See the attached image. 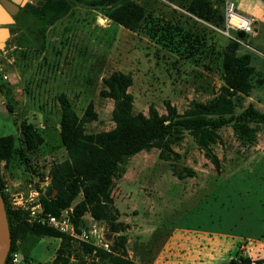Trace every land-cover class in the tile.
<instances>
[{"label":"rangeland","instance_id":"obj_1","mask_svg":"<svg viewBox=\"0 0 264 264\" xmlns=\"http://www.w3.org/2000/svg\"><path fill=\"white\" fill-rule=\"evenodd\" d=\"M46 1L23 0L0 42V189L7 209L26 224L43 226L36 222L49 214L42 200L65 198L75 185L78 192L65 209L71 220L89 183L77 175L82 163L71 165L70 174L50 176L53 166L69 162L59 139L61 94L77 117L92 104L96 119L85 124L86 134L113 128L112 101L99 96L102 79L113 71L131 75L134 113L146 115L151 106L162 115L168 102L181 114L216 96L219 55L234 40L235 55L250 57L253 75L249 93L234 98L233 116L248 105L264 113V0H130L143 10L130 29L105 17L99 0H71L69 11L40 36L33 12ZM227 6L251 21L250 35L238 38L226 29ZM198 11L209 18L197 17ZM23 124L41 138L31 151L22 142ZM232 124L221 127L211 145L218 172L181 129L167 138L177 158L163 160L154 148L125 157L109 189L117 211L111 222L123 231L114 233L110 221L85 212L75 227L71 221L75 233L94 224L108 248L123 235L129 264H229L241 258L264 264V126L249 123L251 133L238 137ZM35 205L41 215L33 218ZM17 238L10 252L20 262L52 264L58 238ZM77 242L69 241L70 264L79 254Z\"/></svg>","mask_w":264,"mask_h":264},{"label":"trees","instance_id":"obj_2","mask_svg":"<svg viewBox=\"0 0 264 264\" xmlns=\"http://www.w3.org/2000/svg\"><path fill=\"white\" fill-rule=\"evenodd\" d=\"M71 0H47L33 12V19L38 25L37 34L43 36L44 29L63 17L71 8ZM97 7L112 22L125 29L136 26L143 17L140 6L130 0H99ZM204 20L208 14L194 12ZM40 48L43 49L41 43ZM237 42L229 40L225 50L219 55V73L222 86L218 93L206 103H194L181 114L168 102H165V114H158L153 107H149L147 114L133 112V98L128 92L132 84L131 75L113 71L102 79L99 91L101 98L112 101L111 121L113 128L93 134H86L84 126L96 119L91 103H88L82 115L77 117L70 109L64 95H59L57 100L61 112L59 121V139L64 147L68 161L55 165L50 169V176L71 173L70 166L77 167L82 163L83 168L77 171L78 177L88 180L83 187V200L76 204L72 210L71 221L75 227L78 218L87 212L95 220L115 221L116 209L113 206L109 189L112 182L120 177L119 164L125 157L135 155L143 150L154 148L158 156L166 161H171L170 155L177 158L172 152L169 135L175 129L186 131L193 142L203 152L204 158L212 165L214 170H219V160L211 149V145L218 140L217 131L228 124L236 136L247 137L251 133L249 123L264 126V113L248 105L238 116H233L234 98L237 95L246 96L252 88L251 78L253 67L247 54L235 55ZM22 142L25 150L31 151L41 143V138L28 124L20 128ZM57 189V186H56ZM78 192L74 185L65 198H49L42 200V209L51 215L58 216L61 210L68 208L70 202ZM0 196L4 197L0 189ZM6 220L9 231L10 246L4 259V264H9L12 241L15 235L18 240L22 236L34 235L37 237H53L60 240L59 248L52 264H70L71 254L69 241L72 239L51 228L34 224H26L17 212L7 209L4 204ZM110 231L119 233L123 231L121 223L111 224ZM77 256L74 264H129L125 250V237L116 236L108 251L95 248L86 243L77 242ZM89 258L84 261V258ZM229 264H250L247 258L239 262L230 261Z\"/></svg>","mask_w":264,"mask_h":264},{"label":"built area","instance_id":"obj_3","mask_svg":"<svg viewBox=\"0 0 264 264\" xmlns=\"http://www.w3.org/2000/svg\"><path fill=\"white\" fill-rule=\"evenodd\" d=\"M226 29L233 31L235 34L241 32L243 35H250L252 33L251 21L235 12L231 6L225 8L223 16ZM30 216L35 218L37 215H41V208L39 205H35L30 210ZM36 222L45 227L51 228L59 233L68 235L69 237L78 240L79 242L89 244L91 246L101 247L103 250L108 251L107 244L103 241V235L100 228H97L94 224L89 228L80 230L79 233H75L71 224L69 211L64 210L58 216L51 214H45L36 219ZM9 264H26L20 262L16 254H9Z\"/></svg>","mask_w":264,"mask_h":264},{"label":"water","instance_id":"obj_4","mask_svg":"<svg viewBox=\"0 0 264 264\" xmlns=\"http://www.w3.org/2000/svg\"><path fill=\"white\" fill-rule=\"evenodd\" d=\"M23 0H6V6L4 10L7 12L10 18L5 19L0 22V25L5 26L10 24V19L18 12L22 6ZM238 38H242L243 34L241 32L237 33ZM6 38V31L4 29L0 30V41ZM9 249V231L6 220V213L4 208V202L0 196V264H4V259L7 255Z\"/></svg>","mask_w":264,"mask_h":264},{"label":"crops","instance_id":"obj_5","mask_svg":"<svg viewBox=\"0 0 264 264\" xmlns=\"http://www.w3.org/2000/svg\"><path fill=\"white\" fill-rule=\"evenodd\" d=\"M8 18H10V17L5 10H4V12L0 13V22L5 20V19H8ZM3 27L4 26L0 25V30L3 29ZM1 41H3V40H1Z\"/></svg>","mask_w":264,"mask_h":264},{"label":"snow or ice","instance_id":"obj_6","mask_svg":"<svg viewBox=\"0 0 264 264\" xmlns=\"http://www.w3.org/2000/svg\"><path fill=\"white\" fill-rule=\"evenodd\" d=\"M6 6V0H0V13L4 12Z\"/></svg>","mask_w":264,"mask_h":264}]
</instances>
